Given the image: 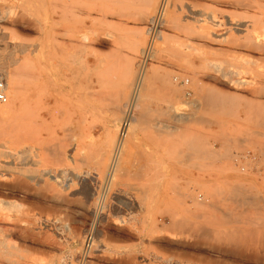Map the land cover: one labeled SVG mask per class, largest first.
<instances>
[{
  "label": "rangeland",
  "instance_id": "obj_1",
  "mask_svg": "<svg viewBox=\"0 0 264 264\" xmlns=\"http://www.w3.org/2000/svg\"><path fill=\"white\" fill-rule=\"evenodd\" d=\"M162 1L0 0V67L18 75L19 104L31 103L29 114L17 109L0 132V176L23 185L5 202L22 229L6 234L0 264H264V245L239 251L228 237L216 238L233 229L226 201L240 185L238 198L256 195L244 198H258L257 211L264 206L262 43L222 22L254 13L240 0H172L164 13ZM154 14L168 20L158 39L149 36ZM143 72L147 84L110 184L126 106ZM189 190L230 210L228 220L214 208L225 226L198 220L202 208L189 209L180 197Z\"/></svg>",
  "mask_w": 264,
  "mask_h": 264
},
{
  "label": "bare ground",
  "instance_id": "obj_2",
  "mask_svg": "<svg viewBox=\"0 0 264 264\" xmlns=\"http://www.w3.org/2000/svg\"><path fill=\"white\" fill-rule=\"evenodd\" d=\"M170 1H172V0H163L162 1V3H161V6H160V8L161 9H163V7H164V9H163V11H164V13H166L167 12V9L169 10V7H171L170 6ZM236 1H238V0H236ZM175 2V1H174ZM175 4V3H174ZM179 4V3H178ZM232 4V3H231ZM238 7H240V8H242L243 10H246V11H252L253 13H254V18H252V20L249 18L248 20H246V21H243V20H245V19H243V20H240V21H237V22H234V20H233V18L232 19H230V18H228L227 16H223V20H222V22L225 20V22L226 23H229L231 26H234V29L240 34V35H244V36H246V37H248V38H251V40L252 41H254V42H259V43H262L261 44V48L260 47H258L257 49H259L261 52H262V54L264 55V0H240V1H238V2H236L235 3ZM166 6V7H165ZM231 6V5H230ZM232 6H234L233 4H232ZM174 7H176V5L174 6ZM174 7H173V12H174V16H171L172 17V20L173 21H175V22H178L177 20H179V16L177 15V13H176V10H177V8H176V10H174ZM234 7H236V6H234ZM159 8V9H160ZM184 9V8H183ZM187 9H188V12L191 14V15H196V12H195V8L193 9V7H191V6H189V5H187ZM2 11V10H1ZM160 11V10H159ZM178 11V10H177ZM203 11V10H202ZM201 12V11H200ZM204 12V11H203ZM202 12V13H203ZM2 13V12H1ZM156 13H158V11H156ZM161 13V12H160ZM159 13V14H160ZM3 14V13H2ZM159 14L158 15H155L154 14V16H152L150 19H149V36H152V37H155V39L157 38H161V36H162V33H163V29H164V27L165 26H168V20L163 16V19H162V21H160V20H157V18H158V16H159ZM162 14V13H161ZM205 14H207V12L205 13ZM3 16V15H2ZM161 16V15H160ZM204 16V15H203ZM1 17V16H0ZM162 17V16H161ZM170 17V18H171ZM189 17H190V15H189ZM230 17V16H229ZM194 18V17H193ZM213 18V17H212ZM3 19V18H2ZM160 19V18H159ZM197 19V18H196ZM200 18H198V20H199ZM171 20V21H172ZM202 20V19H201ZM200 20V21H201ZM239 20V19H238ZM3 21H4V19H3ZM157 21H160V22H158L157 23ZM216 21V20H215ZM208 22V21H207ZM213 22V21H212ZM212 22H210V23H212ZM217 22V21H216ZM171 23V22H170ZM169 23V24H170ZM173 23V22H172ZM220 23V22H219ZM224 23V22H223ZM158 24V25H157ZM174 24V23H173ZM232 28V27H231ZM230 28V29H231ZM0 34H1V32H0ZM242 37V36H241ZM246 37H245V39H246ZM86 39V38H85ZM86 41V40H85ZM250 41V40H249ZM251 41V42H252ZM87 42V41H86ZM12 44V43H11ZM248 44V43H247ZM253 44V43H252ZM244 47V46H243ZM243 47H242V49H243ZM146 48V47H145ZM247 48V47H246ZM144 51H146V50H144ZM154 54H155V52H154ZM153 55V54H152ZM153 57V56H152ZM264 57V56H263ZM151 60V59H150ZM146 63V62H145ZM9 65V64H8ZM146 65H147V63H146ZM141 66V65H140ZM145 66V65H144ZM5 67V66H4ZM0 67V71L4 74V76H5V79H6V82H7V102L0 108V132H2L3 131V129H4V127H5V124H6V122L8 123L9 122V120H8V118H10V116L11 115H13L14 113H16L17 112V109L18 110H20L21 111V109L24 111V113H26V114H29L30 113V109H31V103H28L27 105H25V106H21L20 104H19V92H18V75L16 74V72H12V71H10V70H7L8 69V67ZM144 73V72H143ZM142 79L140 80V82L138 83V85H136L135 86V88H134V92H133V97H132V101L126 106V108L128 109V110H126L127 112V114H126V118H125V121L122 123V125H121V128H120V131H119V135H118V139H117V142H116V145H115V150H114V154H113V158H112V160H111V166H110V171H109V175H108V177H107V181H109V183L111 184V181L114 179V176H115V174H116V172H118V170H119V166L121 165V163H120V161L122 160V158H123V153H124V150H125V145L127 144V140H129L128 139V137H129V135L131 136V125L133 124V122H134V118H133V113L135 114V110H136V108H139V107H137V106H139L138 104H140V99H141V92H142V90L144 89L143 87L145 86L146 87V81L145 80H147V78H146V75H145V73H144V75L141 77ZM150 80V79H149ZM149 80L147 81V82H149ZM150 81H152V80H150ZM236 81V80H235ZM146 84H145V83ZM149 84H151L150 82H149ZM148 84V85H149ZM151 87V86H150ZM145 90H146V88H145ZM131 100V99H130ZM210 107V106H209ZM132 109V110H131ZM132 138H134V137H132ZM193 150V149H192ZM191 150V151H192ZM182 153V152H181ZM212 153V152H211ZM199 154V153H198ZM207 154V153H206ZM181 155V154H180ZM194 155V154H193ZM218 155V154H217ZM204 156V155H203ZM213 156H214V154H213ZM220 156V155H219ZM189 157V156H188ZM6 160H7V158H6ZM183 160V159H182ZM201 160V159H200ZM199 160V161H200ZM209 161H211V160H209ZM3 164H4V162H2ZM5 165V164H4ZM124 166V165H123ZM1 167H2V164H1ZM4 167V166H3ZM125 167H126V165H125ZM120 168H122V167H120ZM2 169V168H1ZM126 169V168H125ZM3 170V169H2ZM1 170V171H2ZM123 170V169H122ZM203 170H205V169H203ZM206 171V170H205ZM122 172V171H121ZM244 172V171H243ZM7 173V172H6ZM120 173V172H119ZM204 173V172H203ZM211 173V172H210ZM0 175H2L1 173H0ZM206 176V175H205ZM212 176V175H211ZM3 177V176H2ZM17 177V176H16ZM11 179V178H10ZM16 179V178H15ZM19 179V178H18ZM105 179V178H104ZM196 179V178H195ZM8 180V179H7ZM12 180V179H11ZM14 180V179H13ZM102 181V180H101ZM195 181V180H194ZM15 182V181H14ZM14 182H13V184H14ZM17 182H18V180H17ZM105 183H106V181H105ZM113 183V182H112ZM194 183V182H193ZM22 185V184H21ZM21 185L20 184H15V185H10V184H8V182L6 183L5 181H4V177H3V179L1 178V176H0V250H4V248H7L8 247V243H10V242H7V240L9 239H7L6 238V234H8V232H15V231H21V229L22 228H20V226L18 225V224H16L14 221H12V219H11V217L12 216H10L9 214H11L10 213V211H9V209H11V208H14V207H11V206H9L10 205V203L12 202H10V201H7V203H9V204H7V203H5L6 202V199H7V197H15L18 193H19V191H20V189L22 188L21 187ZM25 185V184H24ZM193 185V184H192ZM23 186V185H22ZM93 187H94V185H92ZM109 186V185H108ZM110 186H112V185H110ZM109 186V187H110ZM115 186V185H114ZM242 185H240V187H241ZM244 186V185H243ZM239 187V186H238ZM239 187V191H238V188L237 187H235L236 188V190L238 191V192H240L241 190V188ZM212 188V187H211ZM95 189V188H94ZM186 189V188H185ZM187 189H189V187L187 188ZM234 189V188H233ZM93 190V189H92ZM182 190V189H181ZM196 190V189H195ZM195 190H193V191H188V192H186V193H183V196L181 195L180 197L181 198H183V199H186L187 201H191V203H192V205L191 206H188L187 208H196V210L197 209H201L202 208V212L200 211V210H197V211H200L199 212V214H202L201 216H198L197 214H198V212L196 211V216H198V220H200V218L199 217H201V221H203V219L205 220V219H207V222H206V224L207 223H210L211 224V222L213 221V220H217V222L216 223H219L220 225H216L217 227L219 226V227H221V226H225V223H226V221H225V223L223 224V222L221 221V219H222V217H220V219L219 218H215V217H217L216 216V210L218 209L217 207V209L215 208V206H214V202L212 203L209 199H208V197L205 195L204 197H200L199 195V193L198 192H196ZM235 190V191H236ZM94 191V190H93ZM96 191V190H95ZM209 191V190H208ZM233 191V190H232ZM246 191H247V189H246ZM257 191V190H256ZM210 192V191H209ZM238 192H236V194H238L239 195V193ZM241 192H243V190L241 191ZM247 192H249V191H247ZM247 192H245L244 193V195H246V193ZM254 191H252V192H250V194L251 193H253ZM98 193V192H97ZM96 193V194H97ZM178 193V192H177ZM99 194V193H98ZM182 194V193H181ZM222 194H223V192H222ZM225 194H229L228 192L227 193H224L223 195L225 196ZM240 194H243V193H240ZM258 194H260V193H258ZM95 195V194H94ZM210 195V194H209ZM222 195V196H223ZM235 195V194H234ZM233 195V196H234ZM238 195H237V197H235V198H231V199H229L228 201H226L228 204H230L229 206H231L232 207V211H234L235 212V214H234V212H232L233 213V215H234V218H233V229L232 230H229V232H227L226 230V232H224L222 229H221V231H223V235L222 236H220V234L218 233V232H221V231H218V232H215V233H218V234H216L217 236H216V238H218V239H221L220 237H228L227 238V242H225L226 244L229 242V240L231 241V248H232V243H233V247H235L236 246V249L238 250L239 248L242 250L243 248L242 247H244L245 245V247H247V248H249V247H251V246H254V245H261L260 246V248H262L263 247V245H264V220H262V221H260V222H258L256 219L258 218V220H260L259 218L261 217L262 218V216L263 215H260V211L262 210V206H261V209H259L258 211H257V209H255V207H260V205H257L256 204V206L254 205V201L252 202V200L253 199H255L254 197L256 196H254V195H252V196H254L253 197V199L252 200H250V198H252V196L250 197L249 196V194H247L249 197V199L248 198H244V197H247V195L246 196H244V195H241V196H244L243 198H238ZM179 196V195H178ZM220 196H221V194H220ZM230 196H232V195H230ZM236 196V195H235ZM257 197V196H256ZM104 198V197H103ZM225 198H226V196H225ZM224 198V199H225ZM230 198V197H229ZM1 199H2V201H1ZM4 199H5V201H4ZM99 200V202H100V200H102V202H104L103 201V199H101V196H100V194L98 195V197L96 198V200ZM108 199V198H107ZM9 200V199H8ZM223 200V199H222ZM256 200H258V198H256L255 199V202H256ZM184 201V200H183ZM224 201V200H223ZM261 201V200H260ZM97 202V201H96ZM99 202H97V206L99 205L98 203ZM101 202V203H102ZM262 203V202H261ZM9 206V207H11V208H8L7 207V205ZM17 204V203H16ZM221 204H223L222 202L221 203H219V205H221ZM260 204V203H259ZM12 205V204H11ZM96 205V204H95ZM105 205V204H104ZM219 205H217V206H219ZM14 206V205H13ZM20 206V205H19ZM187 206V205H186ZM214 206V207H213ZM16 207V206H15ZM245 207H246V209H245ZM264 207V206H263ZM20 208V207H19ZM18 208V209H19ZM216 210H215V209ZM227 208V207H226ZM99 209V208H98ZM98 209H97V207L94 209L95 211L94 212H96V210L98 211ZM208 209H210V211H204V210H208ZM224 209V208H223ZM230 209V208H229ZM253 209L254 210H256L255 212L257 213V215H260L259 217H257V218H255V216H257V215H254L255 214V212L253 211ZM13 210V209H12ZM11 210V212H13ZM20 210H21V208H20ZM219 210V209H218ZM222 209H220L219 211L220 212H222L221 211ZM224 210H226V209H224ZM224 210H223V212H224ZM254 212L253 213V215H254V218L253 217H251V214H252V211ZM16 211H18L19 212V210H16ZM25 211V210H24ZM191 211H193V210H191ZM218 211V212H219ZM15 212V211H14ZM207 212V213H206ZM208 212H209V214H208ZM221 213V215H223L224 217H225V215L226 214H228L229 212H231L230 210H228L227 212L228 213H226V211H225V213ZM263 214H264V210L263 211H261ZM16 213V212H15ZM91 213V212H90ZM97 213V212H96ZM184 213V212H183ZM192 213V212H191ZM190 213V214H191ZM193 213H194V211H193ZM215 215H214V214ZM18 214V213H17ZM195 214V213H194ZM188 215V214H187ZM211 215H213V216H211ZM230 215V214H229ZM18 216V215H17ZM191 217H193L192 216V214L190 215ZM215 216V217H214ZM218 216H220V215H218ZM232 216V215H231ZM231 216H229L230 217V220H232L231 218ZM23 217V216H22ZM180 217V216H179ZM178 217V218H179ZM208 217H209V220H212L211 222L208 220ZM213 217V218H212ZM223 217V218H224ZM226 217L228 218V216L226 215ZM16 218V217H15ZM102 218V217H101ZM195 219H197L196 217H194ZM203 218V219H202ZM215 218V219H214ZM226 218V219H227ZM16 219H18V218H16ZM21 219V218H20ZM61 219V218H60ZM103 219V218H102ZM226 219H223V220H226ZM264 219V218H263ZM62 220V219H61ZM218 220H220V221H218ZM228 220H229V218H228ZM227 220V221H228ZM16 221V220H15ZM18 221V220H17ZM59 221V220H58ZM103 221H104V219H103ZM176 221V220H175ZM189 222H190V220H188ZM42 222V221H41ZM45 222V221H44ZM66 222V221H65ZM186 222V221H185ZM215 222V221H214ZM213 222V223H214ZM52 223V222H51ZM56 223V222H55ZM176 223H177V221H176ZM175 222H174V224H176ZM192 223V222H191ZM216 223H214V224H216ZM21 224V223H20ZM24 224V223H23ZM65 224V223H64ZM173 224V225H174ZM208 225V226H212V225ZM25 226V225H24ZM85 226V225H84ZM100 226H102V225H99L98 227H99V229H100V231L103 233L104 232V228L102 227V228H100ZM158 226V225H157ZM177 226H178V224H177ZM187 226V225H186ZM214 227H216L215 225H213ZM231 226H232V223H231ZM27 227V226H26ZM176 227V226H175ZM182 227V226H181ZM227 227H228V225H227ZM191 228V227H190ZM202 228V227H201ZM203 228H205V227H203ZM202 228V229H203ZM58 229V228H57ZM184 229V228H183ZM182 229V230H183ZM206 229V228H205ZM96 230V229H95ZM212 230V229H211ZM85 231V230H84ZM189 231V230H188ZM208 231V230H207ZM214 231H215V229H214ZM186 232H187V229H186ZM189 232H191V231H189ZM210 232V231H209ZM212 232H213V230H212ZM188 233V232H187ZM197 233V232H196ZM222 233V232H221ZM227 233V234H226ZM189 234V233H188ZM187 234V235H188ZM193 234V233H192ZM191 234V235H192ZM198 234H200V233H198ZM197 234V235H198ZM210 234V233H209ZM214 234V233H213ZM103 235V234H102ZM166 235V234H165ZM190 235V234H189ZM215 235V234H214ZM200 236H202L201 234H200ZM205 236V235H204ZM64 237V236H63ZM158 237V236H157ZM163 237V236H162ZM208 237H209V235H208ZM207 237V238H208ZM211 237V236H210ZM213 237H215V236H213ZM225 237H224V239H222V240H224V241H226L225 240ZM170 238V237H169ZM182 239V238H181ZM213 239V238H212ZM217 239V240H218ZM91 240H93V239H91ZM170 240H172V238L170 239ZM183 240V239H182ZM181 240V241H182ZM186 240V239H185ZM207 240V239H206ZM209 240V239H208ZM217 240H215L216 242H217ZM221 240V241H222ZM176 241V240H175ZM183 242V241H182ZM13 243V242H12ZM219 243H220V241H219ZM224 242L222 241V244H223ZM224 243V244H225ZM228 244H230V243H228ZM18 246V245H17ZM237 247H239V248H237ZM255 247V246H254ZM254 247H253V249H252V251H255L254 250ZM9 248V247H8ZM252 248V247H251ZM257 248H258V246H257ZM257 248H255L256 250H257ZM233 249V248H232ZM239 249V251H241ZM245 249V248H244ZM243 249V250H244ZM251 250V249H250ZM264 250V249H263ZM202 251V250H201ZM246 251H247V249H246ZM245 251H243V253H244ZM248 252V251H247ZM257 252H258V250H257ZM256 251L255 252H253V253H257ZM16 253V252H15ZM246 253V252H245ZM264 252L262 251V253L261 254H263ZM13 254V253H12ZM250 254H251V252H250ZM259 254V253H258ZM260 256V255H259ZM29 257V256H28ZM215 257V256H214ZM3 258V257H2ZM9 259V258H8ZM223 259V258H222ZM132 261V260H131ZM241 263V262H240ZM2 264V263H1ZM66 264V263H65ZM68 264V263H67ZM70 264V263H69Z\"/></svg>",
  "mask_w": 264,
  "mask_h": 264
},
{
  "label": "built area",
  "instance_id": "obj_3",
  "mask_svg": "<svg viewBox=\"0 0 264 264\" xmlns=\"http://www.w3.org/2000/svg\"><path fill=\"white\" fill-rule=\"evenodd\" d=\"M159 17V16H158ZM153 49V42L152 39L149 43V45L146 48V51L143 53V56L141 58V69L144 68V63L150 56ZM7 102V82L5 79L4 74L0 71V108ZM92 235L89 236L88 241L91 240Z\"/></svg>",
  "mask_w": 264,
  "mask_h": 264
}]
</instances>
